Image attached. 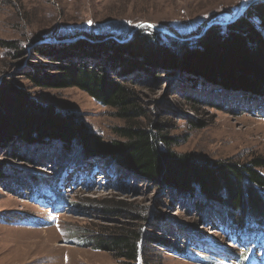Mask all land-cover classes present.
Masks as SVG:
<instances>
[{"label":"rangeland","instance_id":"obj_1","mask_svg":"<svg viewBox=\"0 0 264 264\" xmlns=\"http://www.w3.org/2000/svg\"><path fill=\"white\" fill-rule=\"evenodd\" d=\"M252 1L0 0V81L5 77L35 102L71 114L104 141L119 140L117 129L124 121L113 108L76 87H39L24 75L31 64L50 61L32 46L54 34L121 35L126 39L136 30L166 43L173 39L194 41L207 26L224 27L241 18ZM256 24L264 34V27ZM20 50H24L22 55ZM185 72L171 70L159 78L154 77L156 73L137 74L132 83L147 116L165 124L170 149L207 162L243 163L253 157L264 158V114L256 111L261 109L259 101L225 93L236 91L206 84L201 76ZM72 149L73 153L80 151L77 146ZM60 151L57 142L39 148L15 143L11 149L0 150V161L7 164L3 175L8 176L7 181H0V264H120L110 252L94 247L91 240L96 242L95 236L106 228L133 225L142 229L140 248L151 252L153 264H239L234 254L243 252L241 244L221 231L216 220L202 223V217L195 215V199L179 200L165 186L98 161L65 168L62 164L66 159ZM261 170L264 173V168ZM14 178L19 183L9 180ZM36 180L43 187L50 182L52 190L63 194L71 206L61 205L56 212L49 207L53 199L46 200L38 192L31 197ZM101 200L121 202L130 208L131 215L109 216L102 211ZM209 209L224 212L216 206L206 211ZM143 212L159 214L168 222L149 225ZM186 227L193 234L189 245L196 249L200 262L189 261L152 241L160 235L185 247L180 232H186ZM252 248L257 257L253 264H264V248ZM146 262L142 255L138 264Z\"/></svg>","mask_w":264,"mask_h":264},{"label":"trees","instance_id":"obj_2","mask_svg":"<svg viewBox=\"0 0 264 264\" xmlns=\"http://www.w3.org/2000/svg\"><path fill=\"white\" fill-rule=\"evenodd\" d=\"M256 23L264 27V0L251 3L241 18L229 21L224 27L213 25L189 42L173 39L166 43L136 30L121 43L112 36L97 35L93 38L99 41L92 43L77 39L73 44L33 45L36 53L50 59L47 63L31 64L24 73L35 86L76 87L96 102L113 108L124 125L117 129L119 140L104 141L71 114L35 102L25 90L4 77L0 81V150L11 149L15 143L39 148L57 142L62 148L60 154L66 159L62 164L65 168L98 161L116 171L165 186L179 200L195 199V215L202 217V223L216 220L222 230L246 246L248 241L262 243L264 158L253 157L243 163L207 162L189 153H176L170 149L171 139L163 130L165 124L147 116V108L138 103L140 98L132 85L137 74L153 76L156 73L154 77L159 78V74L167 75L171 70L186 71L201 76L206 84L236 91L225 93L258 100L264 114V34ZM116 37L123 40L121 35ZM42 66L52 69L46 71ZM73 146L80 151L73 153ZM6 166L0 161V181L8 180L3 175ZM9 180L19 183L18 178ZM41 183L35 181L36 192L31 197L51 190L59 205L71 206L62 194L52 190L50 182L46 187ZM197 196L201 199L197 200ZM101 202L102 211L109 216L131 215L130 208L126 209L121 202ZM209 205L224 212L214 209L207 212ZM147 213L143 212V219L149 225L168 222L166 217ZM187 228L186 232H180L185 247H178L160 235L153 236L152 241L185 259L199 260L189 245L193 234ZM142 238V229L133 225L132 228H106L95 236L96 242H91L97 249L110 252L120 264H138L142 255L146 264H153L151 252L140 248Z\"/></svg>","mask_w":264,"mask_h":264},{"label":"water","instance_id":"obj_3","mask_svg":"<svg viewBox=\"0 0 264 264\" xmlns=\"http://www.w3.org/2000/svg\"><path fill=\"white\" fill-rule=\"evenodd\" d=\"M255 1H257V0H254V1H252L251 3H253V2H255ZM250 3V4H251ZM249 4V5H250ZM248 5V6H249ZM209 28V26H207V27H205L203 30H202V32H201V34L200 35H202L207 29ZM199 35H197V37H198ZM93 37H95V36H93ZM93 37H91V35H86V34H84V35H79L78 33L76 34V35H74V36H69V37H64V36H57V35H52V36H49V37H44V38H41V39H39L34 45H39V44H43V43H58V42H60V43H72V42H74V41H76L77 39H85V40H87V41H89V42H95L96 40H95V38H93ZM116 41H118V42H124V41H126L127 39H123V40H120V39H118L116 36H112Z\"/></svg>","mask_w":264,"mask_h":264}]
</instances>
